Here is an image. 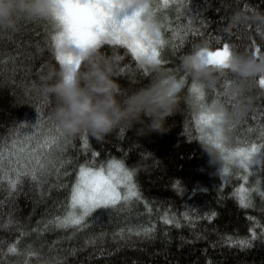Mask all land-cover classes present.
I'll list each match as a JSON object with an SVG mask.
<instances>
[{
	"label": "trees",
	"instance_id": "1",
	"mask_svg": "<svg viewBox=\"0 0 264 264\" xmlns=\"http://www.w3.org/2000/svg\"><path fill=\"white\" fill-rule=\"evenodd\" d=\"M152 3L161 5V19H175L176 5L169 3L168 8L164 9L163 0H152ZM179 11L184 13L185 25L188 24V19L195 22L204 19L208 22L209 33L223 34L225 40L237 46L239 53L246 55V47L251 45L252 40L264 47V38L257 31H264V22L254 19L257 15L264 16V0H187L179 7ZM237 14H242V18L234 22L233 17ZM45 27L46 21L41 18L17 23L16 29L19 31L15 33L11 29H0L4 36V39L0 40V142L10 141L20 128V123L32 125L37 119L35 105L26 101L24 91L13 87L11 83L13 63L9 60V55L16 56L18 51L22 53L16 60V66L22 64L30 69L31 80L36 82H41L40 75L50 69L59 68L53 58L51 32L46 33ZM201 41L208 42V39L206 36L196 39L195 44ZM208 44L211 48L216 47L215 43ZM98 49L108 57L114 58L118 55L121 58L117 61L118 69L132 64L130 57L124 59L126 50L122 47L114 48L103 44ZM192 50L190 44L176 57L169 49L165 57L171 60L172 67L181 68L182 57ZM80 69L83 70L82 64ZM138 73L139 65H132L126 74L117 72L114 79L121 89L131 93L147 87L153 80V76L147 78ZM15 79L17 82L21 80L19 72ZM189 79H193L191 75ZM255 81L256 77L248 85V94L254 97L252 108L238 124L233 134L234 141L255 139L258 135V132L245 135L241 129L245 121L248 127L257 126L253 115L259 118L260 122H264V116L260 112V109L264 108V90L260 89ZM178 98L175 113L167 118L168 131L165 133L140 135L135 127H118L98 140L86 132L90 150L100 153L98 163L117 158L122 159L126 167L134 170L143 200L133 202L131 213L112 210L105 214L103 228L90 227L78 233L72 240L65 237L71 236L73 230L44 231L43 224L40 225L39 234L33 233L25 237H19L18 228L0 230V238L3 239L0 247L6 252L8 244L19 238L21 252L31 244L46 256L55 255V252L49 253V247L57 239L62 240V243L56 246L57 249L84 248L89 236L104 232L108 241L106 248L113 251V255H94L93 247L89 246L75 257H68V264H264V241L256 240L249 248L229 247L220 241V237L226 234L237 238L248 236L252 222L246 217L264 223V211L261 210L264 209V198L260 196V192L264 191V163L255 167L246 183L247 188L257 189L252 193L254 207L240 208L238 195L237 198L233 196L235 189L243 181L233 174H243L242 170L230 167L228 175H221L223 161L212 164L202 148L204 143L188 135L186 128L193 115L191 104L185 93L178 95ZM182 100L184 103H180ZM84 134L85 132L72 138L79 145ZM73 155L77 156L79 163L84 162L82 155L75 152ZM177 182L180 184L174 188ZM5 196L6 194H0V199H5ZM66 197L67 191L53 190L46 193L45 198L41 200L37 193L29 192L25 186L23 193L5 203L0 220L6 223L8 213L11 212L26 231H31L37 227V221H47L57 214H63L64 208L61 204ZM144 201H147L148 207L151 208L150 213ZM213 212L216 216L210 220ZM166 215L176 221L181 220L180 227L164 223L162 218ZM131 223L144 226L154 224V237L151 240L133 238L135 242L131 246L115 252L116 245L111 242L112 234ZM185 225L189 228L183 229ZM25 258L6 255L3 259L4 264H11L13 261L22 264ZM29 264H43V261L31 258Z\"/></svg>",
	"mask_w": 264,
	"mask_h": 264
},
{
	"label": "snow or ice",
	"instance_id": "2",
	"mask_svg": "<svg viewBox=\"0 0 264 264\" xmlns=\"http://www.w3.org/2000/svg\"><path fill=\"white\" fill-rule=\"evenodd\" d=\"M186 2L187 0H163L164 9L168 8L169 3L176 5L174 8L176 16L175 19H161L163 14L160 12L159 3L150 2L137 6L124 4L119 0H54L56 7L53 8L51 16L42 19L46 21L45 32H51V49L58 67L64 64L80 67L79 59L74 60L60 51L61 47L69 42L85 49L98 48L103 44L124 48L126 50L124 59L130 57L132 64L118 69L121 75L126 74L132 65H139V75L147 78L154 76L150 67L139 64L142 57H147L150 64L159 65L171 72L177 83L170 94L178 96L185 93L191 104L193 115L186 128L188 135L204 144L214 145L219 150L223 157V165L220 169L222 176L229 174L230 167L242 170L243 174H237L236 178L243 182L235 189L233 198H237L238 195L240 208H253L252 193L257 189L247 188L246 183L255 167L264 163V122H260V119L253 115L252 118L257 120V126L248 127L245 121L241 129L245 135L257 132L258 135L255 139L234 141L233 134L239 123L226 120L222 115L210 111L217 103H222L229 109L236 107L235 100L226 91L235 82L234 74L228 73L222 76L220 83L214 89H209L204 83L189 79L191 74L183 71L179 66L172 67L171 60L165 57L169 49L176 57H179L190 44L194 50L195 40L203 39L205 36L210 44L216 45L207 54L208 62L214 66L227 69L228 57L238 52L237 46L225 40L223 34L209 33L208 22L204 19H200L199 22L188 19V24L185 25L184 13H180L179 7ZM128 7L134 9L133 13L118 22L114 10ZM145 14L154 18L156 22L154 33H150L140 22ZM32 20L24 16L16 18L17 23ZM12 31L15 33L19 30L15 28ZM257 31L264 38V31ZM2 39L4 36L0 33V40ZM20 55L22 53L19 51L16 56L9 55V60L13 63L11 83L13 87H19L24 91L26 101H31L35 105L37 119L32 125L20 123V128L10 141L0 142V194H6L5 199H0V213L5 203L24 192L25 186L29 192L37 193L41 200L45 198L46 193L53 190L67 191V197L61 204L64 208L63 214H57L47 221H37V227L31 231H26L11 212L8 213L6 223L0 220V230L18 228L19 237H25L33 233L39 234L40 225L43 224L44 231L73 230L71 236L65 237L67 240H72L78 233L90 227L103 228V218L112 210L118 213H131L133 202L143 200L134 170L126 167L123 160L117 158H109L105 162L98 163L97 158L100 153L90 150L86 132L80 138L78 145L77 141L57 125L50 115L55 103L54 99L40 95L42 84L31 80L30 69L22 64L16 66V60ZM246 55L264 61V47L252 40L251 45L246 47ZM114 59L117 62L121 58L115 55ZM18 72L21 74L19 82L15 79ZM255 82L264 90V75L256 77ZM260 112L264 116V108H261ZM219 124L224 127H217L212 131L213 127ZM74 152L84 157L83 163H79L77 156L73 155ZM179 184L180 182H177L174 188ZM221 186H224L223 180ZM260 196L264 198V191L260 192ZM144 205L150 213L151 208L148 207L147 201H144ZM215 216L216 213L213 212L209 219ZM162 219L166 224L180 227L179 221L167 215ZM246 219L252 222L248 236L237 238L226 234L220 237V241L225 246L249 248L256 240L264 241V223L257 222L251 217ZM155 231L154 224L144 226L131 223L127 227H122L112 234L111 242L116 245L114 251L118 252L122 248L131 246L135 242L133 238L151 240ZM106 237L107 234L104 232H100L99 235L92 234L86 239L84 248L64 249H57L56 246L62 243L61 239H57L49 247V253L55 252V255L47 256L31 244L21 252L18 238L8 244L6 252L0 247V264H4L3 258L6 255L25 256L22 264H29L31 258L43 261V264H68V257H75L89 246L93 247L94 255L111 256L114 252L106 248L108 243ZM2 244L3 239L0 238V245ZM11 264L17 262L13 261Z\"/></svg>",
	"mask_w": 264,
	"mask_h": 264
},
{
	"label": "clouds",
	"instance_id": "3",
	"mask_svg": "<svg viewBox=\"0 0 264 264\" xmlns=\"http://www.w3.org/2000/svg\"><path fill=\"white\" fill-rule=\"evenodd\" d=\"M119 2L140 6L150 3V0ZM54 7V0H0V29H15L18 16L48 18ZM241 18L242 14H237L233 21ZM254 19L264 22L262 15H257ZM140 22L150 33L155 32L154 18L145 14ZM60 51L74 60L79 59L83 70L76 68L74 64H64L57 70L50 69L39 77L42 84L40 92L42 96L54 99L55 106L50 115L67 135L76 137L87 132L99 140L118 127H135L140 135L168 131L166 121L175 113L179 98L170 94L177 81L167 69L150 64L147 57H142L139 64L153 70V80L147 87L129 93L121 89L114 79L118 72L116 60L105 56L98 48L85 49L66 42ZM209 51L211 47L208 42L201 41L194 50L182 57L181 68L209 89H214L222 76L234 74L235 82L226 91L235 100L236 107L229 109L222 103H217L210 111L238 124L252 108L254 97L248 94V85L253 78L264 75V61L235 52L228 57V68L224 69L208 62ZM217 127L222 128L224 125H215L212 131ZM202 148L212 164L223 161L214 145L204 144Z\"/></svg>",
	"mask_w": 264,
	"mask_h": 264
},
{
	"label": "rangeland",
	"instance_id": "4",
	"mask_svg": "<svg viewBox=\"0 0 264 264\" xmlns=\"http://www.w3.org/2000/svg\"><path fill=\"white\" fill-rule=\"evenodd\" d=\"M150 2L152 3V0H150ZM133 11L134 9L132 7H128L122 10H114V14H115L117 21L119 22L123 20L125 16H130L133 13ZM233 175L236 176L237 174H233Z\"/></svg>",
	"mask_w": 264,
	"mask_h": 264
},
{
	"label": "bare ground",
	"instance_id": "5",
	"mask_svg": "<svg viewBox=\"0 0 264 264\" xmlns=\"http://www.w3.org/2000/svg\"><path fill=\"white\" fill-rule=\"evenodd\" d=\"M179 222H182V221L180 220ZM185 226H186V227H184L183 229H185V228L188 229V228H189L188 225H185Z\"/></svg>",
	"mask_w": 264,
	"mask_h": 264
}]
</instances>
